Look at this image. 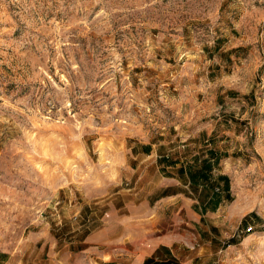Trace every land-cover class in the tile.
Returning a JSON list of instances; mask_svg holds the SVG:
<instances>
[{"label":"rangeland","instance_id":"1","mask_svg":"<svg viewBox=\"0 0 264 264\" xmlns=\"http://www.w3.org/2000/svg\"><path fill=\"white\" fill-rule=\"evenodd\" d=\"M142 142L228 178L151 264H264V0H0V264H147L97 229Z\"/></svg>","mask_w":264,"mask_h":264},{"label":"crops","instance_id":"2","mask_svg":"<svg viewBox=\"0 0 264 264\" xmlns=\"http://www.w3.org/2000/svg\"><path fill=\"white\" fill-rule=\"evenodd\" d=\"M161 145L142 142L121 151L122 165L127 169L125 174L121 172V179L127 180L131 188L123 192L125 198L117 200V212L108 218H97V222H104L98 230L116 232L120 227L123 246L129 253L131 245L127 239L132 233L138 230V236L150 237V249L144 252L143 260L155 262L172 252L170 234H158L156 223L176 220L189 225L196 212L202 218L219 211L224 203L221 179L214 174L221 161L219 150L205 148L183 155Z\"/></svg>","mask_w":264,"mask_h":264},{"label":"trees","instance_id":"3","mask_svg":"<svg viewBox=\"0 0 264 264\" xmlns=\"http://www.w3.org/2000/svg\"><path fill=\"white\" fill-rule=\"evenodd\" d=\"M220 179L225 180V181L228 182V178L227 177H222ZM226 188H229V185H227ZM147 264H151V261H148Z\"/></svg>","mask_w":264,"mask_h":264}]
</instances>
